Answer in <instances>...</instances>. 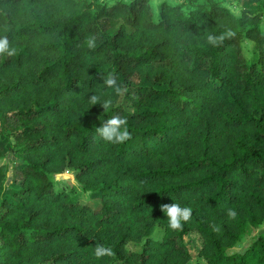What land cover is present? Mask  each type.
Segmentation results:
<instances>
[{"label":"trees","instance_id":"obj_1","mask_svg":"<svg viewBox=\"0 0 264 264\" xmlns=\"http://www.w3.org/2000/svg\"><path fill=\"white\" fill-rule=\"evenodd\" d=\"M244 1L256 11L236 18L220 0H162L156 13L148 0H0L15 49L0 54V135L20 160L0 164V264H264V231L228 251L264 220V0ZM134 77L150 83L127 107L117 98ZM114 116L123 143L97 131ZM68 167L96 207L53 189L50 173ZM172 202L191 209L177 230L160 211ZM190 231L196 257L178 244Z\"/></svg>","mask_w":264,"mask_h":264},{"label":"rangeland","instance_id":"obj_2","mask_svg":"<svg viewBox=\"0 0 264 264\" xmlns=\"http://www.w3.org/2000/svg\"><path fill=\"white\" fill-rule=\"evenodd\" d=\"M107 3H112L114 0H106ZM162 0H148L152 10L154 13H156L159 9V3ZM168 2H174L175 0H165ZM220 2L224 5L225 3L228 4H236L240 6L241 11H246L248 13L253 14L256 10L255 8L250 4H248L244 0H220ZM261 15L258 20V25L262 30H264V8L260 9ZM103 25H105V28L107 31H110L114 27H116L118 23V19H109V18H102L101 19ZM240 47H241V53L247 63L251 62L253 60V42L247 38H243L240 41ZM134 81L132 80V83L129 88H125L122 91V95L120 94L119 98L117 100L127 107L129 106V103L131 100L134 99V94L132 95V90L134 86L140 85V84H148L150 83L149 80L141 78V77H134ZM0 150H1V156H0V164H5L7 166H11L12 164H20V160L17 157L16 151L13 150L10 141L6 139L5 136L0 135ZM10 169L6 170V176H7V186H5V195H8L12 191V187L15 186L14 182L11 183V180L9 179ZM50 179L53 183V189L54 190H64L69 195H77L81 199L82 202H86L91 207H96L99 203V197L98 194L95 193L93 190H85L82 187L81 182L78 180L76 169L73 167L64 168L59 172H52L50 173ZM1 198V196H0ZM264 231V220L256 225H247L245 228L244 233L241 235V237L236 241L233 246H231L228 251L232 252L237 249H240L248 244V242L251 240L252 237H254L257 233ZM150 234L154 236L155 238H159L162 234V228L158 225L153 227ZM144 238H141L139 240H128L125 244V247L128 251H138L143 242ZM179 246L183 249H187L189 254L193 257H196L197 252L201 246V239L198 236V234L195 231H190L186 234L185 238L178 242ZM38 264V263H33ZM43 264V263H41ZM114 264H123L121 262H116Z\"/></svg>","mask_w":264,"mask_h":264},{"label":"clouds","instance_id":"obj_3","mask_svg":"<svg viewBox=\"0 0 264 264\" xmlns=\"http://www.w3.org/2000/svg\"><path fill=\"white\" fill-rule=\"evenodd\" d=\"M223 7L227 8L229 12L236 18L241 16V8L236 4L225 3ZM234 33L229 31L227 36L231 37ZM225 39L224 35L219 37H214L212 35L207 36V41L213 46L218 43H222ZM88 46L90 48L95 47L94 38L88 40ZM7 54L12 56L15 54V49L9 47V42L6 38H0V54ZM106 83L111 86L114 81L113 79H108ZM117 92L120 91L119 88L116 89ZM91 103L95 105L99 99L97 96H92ZM103 107L106 109L109 107L107 102L104 103ZM127 121L125 118L114 116L113 118L107 120L101 127L97 129L99 135L107 142L110 143H123L131 138V133L127 129ZM160 211L164 213L168 218V226L177 230L182 227V221L186 222L191 217V209L189 207H181L178 203L162 204L160 206ZM232 214V213H230ZM96 256L99 258L104 254L111 255L110 249H104L103 247H97Z\"/></svg>","mask_w":264,"mask_h":264}]
</instances>
